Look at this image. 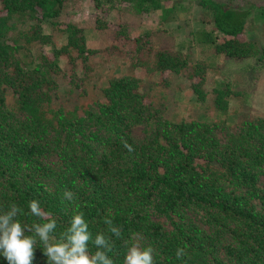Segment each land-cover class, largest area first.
I'll list each match as a JSON object with an SVG mask.
<instances>
[{
    "label": "trees",
    "instance_id": "obj_1",
    "mask_svg": "<svg viewBox=\"0 0 264 264\" xmlns=\"http://www.w3.org/2000/svg\"><path fill=\"white\" fill-rule=\"evenodd\" d=\"M165 1L1 0L10 24L0 28V212L16 204L23 209L17 217L22 224L44 223L28 208L37 199L56 220L57 239L82 212L93 240L98 233L111 239L114 264H124L136 234L157 247L155 264H264V118L222 121L231 105L249 102L236 76L255 79L264 72V51L259 55L240 39L254 5L203 0L225 42L218 43L213 31L192 35L187 44L200 49L194 63L184 47L170 51L161 44L151 51L141 36H133L130 21L137 18V30L145 14ZM87 2L93 27L73 20ZM140 3L152 7L136 5L138 15L128 17L125 8ZM165 34L155 38L164 42ZM89 39L104 49L91 48ZM34 44L42 50L33 52ZM250 57L253 70L230 66L231 60ZM211 72L222 82L215 78L210 85ZM108 76L113 78L97 85ZM174 76L190 81L200 105L210 100L216 118L171 119L145 102L151 80L169 87ZM59 83L71 96L92 97V107L86 100L53 106L61 98ZM175 88L183 94L184 88ZM96 89L100 97H94ZM91 124L106 136L95 134ZM139 126L142 135L134 132ZM65 191L73 193L71 201L63 198ZM106 217L121 229L120 238L109 231ZM177 248L185 250L182 259L176 258ZM217 248L222 258L212 252ZM96 250L90 241L89 251ZM42 251L38 241L33 264H47ZM0 264H8L2 254Z\"/></svg>",
    "mask_w": 264,
    "mask_h": 264
},
{
    "label": "rangeland",
    "instance_id": "obj_2",
    "mask_svg": "<svg viewBox=\"0 0 264 264\" xmlns=\"http://www.w3.org/2000/svg\"><path fill=\"white\" fill-rule=\"evenodd\" d=\"M135 1V0H133ZM220 3L225 4H235L240 7H250L254 5L253 8L250 9V12L246 18V29L243 35H241L240 39L242 41H247L251 43L254 47V50L259 51V55L264 51V18L261 15L264 10V0H215ZM203 0H166L162 5V8L159 10L156 9L155 12L147 15L145 14L144 20L140 21L139 28L136 29V24L138 23L137 18H135L138 14L135 12L136 5L140 6L141 9L149 10L152 5H143V4H135L132 7H126L128 9L126 14L132 19L130 24L135 26V34L134 37L141 36L144 42L146 43L145 48L147 50L155 51L161 47L167 50H175L184 47V50L188 54H193L196 63L198 58L200 57V49L196 43L194 45H188L191 41V36L197 34L199 32H209L213 31L214 35L217 36L218 43L225 42V38L222 33L218 32L216 29H213V12L211 9L202 6ZM87 2V4H83L82 8L77 11V17H74L73 20L79 22L80 24H88L89 26H94V15L92 13V7ZM122 15L123 12L119 11ZM165 13V15H164ZM6 12L2 9V3L0 0V19L6 18L4 24L0 22V28L7 27L10 24V20L7 18ZM124 17V15H123ZM82 23H81V22ZM86 29V31H92V28ZM83 30L86 26H80ZM164 32L167 36L164 42H160L159 39H156L155 36L157 33ZM91 32L86 33L90 35ZM141 34V35H140ZM68 37L65 38V41ZM88 41V46L93 49H104V45L97 40ZM64 41V42H65ZM169 41V42H165ZM161 44L163 46H161ZM32 51L38 52L42 50L40 45L36 46V44L32 45ZM43 52H46V48L43 49ZM49 50V49H48ZM52 57V55L50 54ZM225 60V59H224ZM224 62H221L223 64ZM255 60L253 58H242L231 60L230 66L234 68H238L239 70L244 69L246 66L250 67L249 70H253L251 68L254 67ZM127 65L122 67L125 70ZM145 72V71H144ZM144 72L142 71L140 74L141 77H144ZM119 74V72H118ZM241 75H237L238 85L241 90L245 91L248 95L249 102L244 104H233L231 105L229 112L223 117L222 121H225L228 125H235L241 123L248 119H253L256 117L264 118V72L258 73L257 78H253V75H248L247 73H241ZM165 78H169V72L163 74ZM113 78L112 76L106 77V80L97 81V85L104 86L107 80ZM215 78L222 82V77L214 74L213 72L209 73L208 83L210 85L213 84ZM171 85L169 87L162 86L159 87V80H151L148 84L152 90V95L146 98V103H155V107L157 109H162V113L165 117L171 118L175 117L177 119L184 118L186 121H191L193 119H197L198 117L205 118L204 116H210L212 118H216L214 114V107L211 104V101L208 100L205 104L200 105L198 100L193 96V91L190 87V81L186 79L185 76L172 77ZM198 82L197 79H194V83ZM179 86L180 88H184L183 94H177L175 86ZM68 86L65 84L59 83L58 94L60 95V100L54 101L53 106H58L59 104H64L68 106V108L73 107L74 104L80 103L86 100L88 105L92 107L90 101V96L85 97L84 99L80 96V98H76V96H71L66 92ZM208 90H211V87H207ZM95 96L100 97L101 91L94 90ZM162 93V94H161ZM91 96L93 94H89ZM106 100H101V103H105ZM165 104V105H163ZM162 107V108H161ZM222 117H217L216 121H220ZM220 127L222 125L220 124ZM142 126L136 127L134 132L136 135H142ZM90 129L100 136H106L104 132L99 129L96 125L91 124ZM217 132L219 136H223V132L221 129H218ZM264 183V176L260 177L259 182ZM191 220H196V218L189 214ZM151 218L154 221H158V218L153 215ZM170 228V226L168 227ZM171 229V228H170ZM143 239L140 240L141 246H152L155 249V255L160 254L156 246H153L151 241L146 239L143 236H140ZM221 248L216 249L217 253L212 251L217 255V257L222 258L223 252L220 250Z\"/></svg>",
    "mask_w": 264,
    "mask_h": 264
},
{
    "label": "clouds",
    "instance_id": "obj_3",
    "mask_svg": "<svg viewBox=\"0 0 264 264\" xmlns=\"http://www.w3.org/2000/svg\"><path fill=\"white\" fill-rule=\"evenodd\" d=\"M124 146L129 152L133 150L126 142ZM63 198L71 201L73 193L65 191ZM28 208L31 215L46 222L22 224L17 217L23 214V209L16 204H11L7 211L0 212V254L8 264H33L38 241L43 245L42 254L47 258V264H114L109 255L113 251L111 239L98 233L93 240L82 212L73 215L70 226L57 239L53 235L57 222L51 217V213L41 208L40 201L32 199ZM104 223L116 238L121 237V229L114 226L110 218L106 217ZM141 239L143 238L136 234L124 257V264H155V249L150 245L142 247ZM90 241L97 249L94 253L89 251ZM185 254L184 248L176 249L177 259H182Z\"/></svg>",
    "mask_w": 264,
    "mask_h": 264
}]
</instances>
